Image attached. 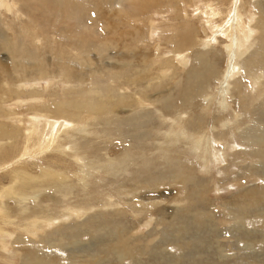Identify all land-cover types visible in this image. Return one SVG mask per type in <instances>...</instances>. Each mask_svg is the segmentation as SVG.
<instances>
[{"label": "rangeland", "instance_id": "1", "mask_svg": "<svg viewBox=\"0 0 264 264\" xmlns=\"http://www.w3.org/2000/svg\"><path fill=\"white\" fill-rule=\"evenodd\" d=\"M0 5V37L12 41L0 49V80L23 72L27 93L5 104L14 94L3 85L1 106L20 115L1 123L46 126L44 149L30 154L18 153L23 135L0 139V264H21L42 241L55 264H264V238H255L262 231L248 237L231 215L243 214L252 230L257 209L240 206L264 186V169L256 171L264 151L256 157L247 139L253 119L264 120V63L255 61L264 60V0ZM212 8L218 14L208 19ZM18 50L45 55L58 76L42 69L27 80L41 67ZM80 50L90 58L85 68ZM61 51L82 82L60 77L52 52ZM37 95L43 100L31 102ZM52 102L56 111L32 113ZM101 103H115L114 112Z\"/></svg>", "mask_w": 264, "mask_h": 264}, {"label": "bare ground", "instance_id": "2", "mask_svg": "<svg viewBox=\"0 0 264 264\" xmlns=\"http://www.w3.org/2000/svg\"><path fill=\"white\" fill-rule=\"evenodd\" d=\"M137 0H135V2H136ZM138 1H140V0H138ZM148 2H151L152 0H147ZM130 2V1H129ZM132 2H134V0H132ZM142 2V1H141ZM118 3V2H117ZM138 3H140V2H138ZM133 4V3H132ZM132 4H130V6L132 5ZM258 5V4H257ZM1 6V5H0ZM129 6V5H128ZM139 6H140V4H139ZM112 7V6H111ZM132 8H134L133 7V5L131 6ZM213 7V6H212ZM258 7H259V5H258ZM263 7V4H262V2H261V8ZM209 8H211V7H209ZM124 9V8H123ZM143 9H144V7H143ZM124 10H126V9H124ZM208 10V9H207ZM217 9H215V8H212L210 11H207L206 12V15L208 16L207 18L208 19H213V17H215L214 15H217L218 14V12L216 11ZM260 10V9H259ZM126 11H128V10H126ZM206 11V10H205ZM123 12H125V11H123ZM127 13V12H126ZM125 13V14H126ZM131 13V12H130ZM129 15V14H128ZM209 16H212V18H209ZM259 22L260 23H257L256 25H255V27H259V24H261V21L259 20ZM136 23V22H135ZM260 28V27H259ZM35 35V34H34ZM244 36H246V34H244ZM244 36H242V38H244ZM49 40V39H48ZM109 40V39H108ZM111 44H112V41H107V42H103V44H101V47H99V48H97L98 50H99V55L100 54H102V53H104L105 51H107L108 50V48H109V46H111ZM2 45H3V47H2ZM114 45H115V43H114ZM3 48H7V49H10L11 50V48H12V41H11V39L10 38H6V36L4 35V36H1L0 37V49H3ZM51 48V45H50V47H49V50H50V53H51V51H52V49H50ZM261 48H264V44H260L259 46H258V48H257V53H258V51H261ZM19 52H20V55L23 57V56H25V57H28V58H30L31 60H38L39 62H38V65L41 67V68H38L37 69V73H36V76L34 77V78H32L31 76H30V78H28L27 80H36V79H40L42 76H41V74H42V69H43V72L44 73H46V75H45V77L47 76V75H56V76H58L56 73H54V70H51V69H49V64L47 63V59H46V57H45V55H38L37 53H35V52H31L30 50L29 51H24V50H18ZM130 52H131V50H129ZM64 52V51H63ZM62 51H61V53L60 52H52L53 54H54V57H55V62L57 63V65L58 66H56L58 69H59V73H60V77L62 78V79H64V80H67V81H69V80H71L72 79V75H74L75 77H77V79H80L79 81L80 82H82V79H83V76L82 75H76V74H72L73 73V68L76 66H74L72 63H70V61H68V60H65V55H64V53H63ZM79 52V51H78ZM133 52V51H132ZM44 53V52H43ZM60 53V54H59ZM131 54V53H130ZM259 54V53H258ZM18 53L14 56L16 59H18L19 58V56H20ZM78 57H77V60H78V62H79V64L81 65L80 67L82 68V67H84L85 68V66H87V64H88V62L90 61V58H88L86 55H85V53H84V51L83 50H80V52L78 53ZM68 56V55H67ZM66 56V57H67ZM72 56V55H71ZM254 56V55H253ZM56 57H57V59H56ZM253 58V57H252ZM251 58V59H252ZM257 60H255L256 61V65L257 64H259V63H264V60H261L257 55H256V57H255ZM71 58H69V60H70ZM47 63V64H46ZM55 63V64H56ZM247 63H249L250 64V62H247ZM3 63H2V60H0V66L1 67H4L3 65H2ZM34 66L35 67H37V65H36V63L34 64ZM78 66V65H77ZM215 67H216V65H214ZM162 68V67H161ZM207 71V70H206ZM205 71V73H204V75H205V78H204V80L205 79H207L210 75H211V73H210V71H207L206 72ZM163 72V71H162ZM15 73V74H14ZM14 73H9V74H7L6 75V77L5 78H3L2 80H0V127H1V129H2V131L0 132V139L1 138H8V140H11V139H13L14 137H16L17 135H19V136H22L23 135V145L21 144V147H20V149H21V151H20V149H19V152L18 153H22L23 151H28L29 152V154L31 153V151L32 152H34L35 151V149H36V146H37V144H38V146L39 147H42V149H44V147H45V144L42 142V136H43V134H44V132H45V130H43V128L44 127H46V126H42L41 125V122L39 121V120H35V121H33L32 123H27V124H25L24 126H20V125H18L17 123H14V124H12V126L10 127V126H8V127H3V125H2V123H1V121H2V117H4L5 115H11L12 114V116H13V114H14V112H13V110L12 109H6L5 107H2L1 106V99H2V95L4 94V87H3V85H7V90L8 91H12L13 92V94H14V97H7L5 100H3V102L6 104V101L7 100H11V99H14V98H16V97H18V96H20V95H25V94H27V93H24L25 92V89H23L22 88V86H21V88L19 87L20 85H22L21 84V82L23 81V80H25V79H23L22 78V74H23V72H18L16 69H15V71H14ZM214 73V72H213ZM248 73V72H247ZM14 75H16V79L14 78ZM251 76V75H250ZM127 78V77H126ZM200 78H201V76H200ZM51 79V78H50ZM133 79V78H132ZM155 79H156V77H155ZM160 79V78H159ZM135 80V79H134ZM153 80V79H152ZM161 80V79H160ZM78 81V80H77ZM140 81V80H139ZM136 81H134V83H135ZM12 83L16 86L15 88H13V86H12ZM149 83V82H148ZM147 83V84H148ZM201 81L200 82H196V84H198V85H193L194 86V88H199L200 86H201ZM25 85H26V83H25ZM27 86V85H26ZM124 86H126V85H124ZM149 86V85H148ZM193 86H191L192 88H193ZM135 87V86H134ZM36 90H34V91H31V92H29V96H32L33 94H34V92H35ZM86 91H91V92H96L97 94H98V90L97 91H94V90H92V89H90V90H86ZM145 91H147V90H145ZM227 93V92H226ZM41 95H42V93H40ZM225 94V93H224ZM41 95H37L38 96V98H32L31 99V102L32 101H37V100H43L42 98V96ZM172 95V94H171ZM170 95V93L169 94H167V96H165L166 98L165 99H163L164 97H162V101L164 102V103H168L169 102V99H172V96ZM187 95V94H186ZM101 97L103 98V96L101 95ZM143 98V97H142ZM159 99V98H158ZM142 100H144V99H142ZM152 100V99H151ZM161 100V99H160ZM122 101V100H121ZM124 101V100H123ZM134 101V100H133ZM57 102V101H56ZM111 102H114V101H111ZM152 102V101H151ZM65 103V102H64ZM148 103V102H147ZM63 104V103H62ZM128 104V103H127ZM142 105H143V103H142ZM174 105V104H173ZM57 105L55 104V102L53 103H49V104H45L43 107H42V109H35V111H32V113H34V112H36V111H38V110H41V111H45V108H46V110L47 111H51V112H53V111H56L57 109H55V107H56ZM96 106H99V104H97L96 103ZM101 106H104V107H107L109 110H111V112H114V107H116L115 106V103L113 104V103H109V104H105V103H101ZM118 107V106H117ZM119 107H120V105H119ZM136 107V106H135ZM175 107V106H174ZM127 108H128V106H127ZM33 108L32 107H29V112L32 110ZM107 110V109H106ZM130 111H131V109H130ZM159 112V111H158ZM145 113L146 114H149V111H145V112H143V113H141L140 112V114H141V118L143 119L144 117H145ZM48 114V113H47ZM14 115H18V114H14ZM19 115H20V113H19ZM18 115V116H19ZM49 115V114H48ZM136 117H139L138 115L136 116ZM11 117H9L8 119H10ZM21 118V117H20ZM31 118H34V117H31ZM37 117L35 116V119H36ZM152 118V117H151ZM150 119V118H149ZM53 120V119H52ZM137 120V119H136ZM139 120V119H138ZM137 120V121H138ZM254 120V122H252V124L254 125V126H252L251 127V129L250 130H248L247 132L250 134H252L251 135V137H249L248 136V134H246L248 137H247V139L248 140H250V141H252L253 143H255L256 144V147H257V151L255 152L256 154H254V153H252V154H254L256 157H259L262 153L261 152H263L264 150H262V147H261V143H262V141H257L256 140V137H258V138H263V140H264V129H263V127H264V120L262 119V117L261 116H258L257 115V118L256 119H253ZM56 121V120H55ZM147 121V120H146ZM148 122V121H147ZM57 123H59L58 121H57ZM20 124H23L22 122H20ZM140 125H141V123H139ZM144 123H142V125H143ZM145 124H146V122H145ZM251 124V125H252ZM141 125V126H142ZM135 126H137L136 124H135ZM59 127V126H58ZM144 127V126H143ZM61 128V127H60ZM60 128H58L57 130H59L60 131ZM250 128V127H249ZM248 127H247V129H249ZM53 130V129H52ZM138 131V130H137ZM142 131V130H141ZM244 131H246V129L244 130ZM243 131V134H245V132ZM262 131V132H261ZM254 134H253V133ZM260 132L262 133L261 135H263V136H261L260 135ZM145 134H147V131H143L142 132V135L141 136H139V137H143V136H147V135H145ZM254 135V136H253ZM245 136V135H244ZM246 137V136H245ZM244 137V138H245ZM19 138V137H18ZM257 138V139H258ZM6 140V139H5ZM246 140V139H245ZM19 141V140H18ZM11 143V142H10ZM253 143H251L250 142V144H252V145H254ZM20 145V144H19ZM258 146H260V147H258ZM12 147V146H11ZM16 147V146H15ZM14 149V148H13ZM6 151V150H5ZM4 152V151H3ZM17 153V154H18ZM8 155V154H7ZM253 155V156H254ZM3 156H4V154H3ZM7 157V156H6ZM8 162V161H7ZM6 163V161H1L0 162V165H3V164H5ZM262 165H264V162L259 166L258 165V168H256V171H257V169L259 170V168H260V171H261V168L262 169H264L263 167H262ZM255 169V168H254ZM50 169L49 168H46V170H44V172H45V175L46 176H48L49 175V173H50V171H49ZM22 172V171H21ZM21 172H15V174L17 175V176H20V173ZM27 172V170H25V173ZM23 174V173H22ZM27 174V173H26ZM24 176V175H23ZM263 176H264V174H263ZM54 184V183H53ZM56 184V183H55ZM59 185V184H58ZM44 186V185H43ZM46 186V185H45ZM49 186H53L52 184L51 185H49ZM56 186V185H55ZM260 186H262V185H260ZM260 186H257L256 188H254V190H248V192L247 193H245V195L246 194H248V199H246V200H244L243 201V205H241L240 207H242L241 209H242V211H244L246 208H249L250 209V211H251V209L253 208L254 210H256V213L255 214H253V212L254 211H251V214H253L252 215V218L254 217V218H258V220H256V221H253V222H256V223H252L251 221H249L252 225H255V227L251 230V228L249 227V225L247 226V222H246V220H244V217L242 216L243 214H241V215H239V214H231V213H228L227 215H228V218L229 219H232V218H230V216H229V214H231L232 216H233V218H235V220H236V224L238 225V229H241V230H243L245 233H246V230H248V231H250V233L247 235L248 237H250V236H252V234L254 233V232H261V233H258V237H255L256 238V240H257V238L259 239V237H263L264 238V208L262 207L263 205H264V186L260 189ZM55 188V187H54ZM57 188H59V187H57ZM60 189V188H59ZM260 189V191L259 192H257L258 190ZM246 192V191H245ZM26 193H28V191H23V194H26ZM21 194V193H20ZM260 196V197H259ZM17 198V197H16ZM262 205V206H261ZM19 206V205H18ZM10 207V206H9ZM239 207V206H238ZM74 210V209H73ZM72 212V211H71ZM22 214V213H21ZM71 214V213H70ZM7 215V214H6ZM244 215H245V212H244ZM249 217V216H248ZM4 218H6V217H4ZM34 219V218H33ZM235 224V223H234ZM37 225V224H36ZM236 225V226H237ZM34 226V225H33ZM235 226V227H236ZM234 227V228H235ZM247 227H249V229L247 228ZM233 228V229H234ZM247 228V229H246ZM27 229H29V228H27ZM33 229V228H32ZM36 230V229H35ZM34 230V231H35ZM27 231V230H26ZM33 231V230H32ZM255 234V233H254ZM253 234V235H254ZM241 235V234H240ZM246 237V236H245ZM60 238V237H59ZM62 238H64V235H62ZM261 239V238H260ZM22 241V240H21ZM25 241V240H24ZM255 241V240H254ZM32 243V242H31ZM30 243V244H31ZM245 243H248V242H245ZM263 243V242H262ZM34 244V243H33ZM36 245V246H35ZM46 245V243H43V241L42 242H40V243H35L34 244V246H32L31 248H32V251L29 253V254H27L26 253V255H23V259H22V263L21 264H55V263H53L52 262V260H51V254L50 253H47V250H48V248H47V246H45ZM246 245V244H245ZM249 246V245H248ZM253 246V245H252ZM119 257H121V256H125L124 254L123 255H118ZM136 258H139L140 256L139 255H136L135 256Z\"/></svg>", "mask_w": 264, "mask_h": 264}]
</instances>
